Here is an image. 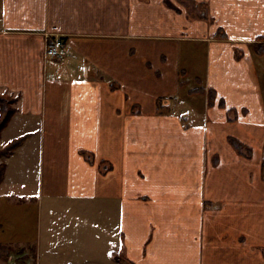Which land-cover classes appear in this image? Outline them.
<instances>
[{
	"label": "crops",
	"instance_id": "1",
	"mask_svg": "<svg viewBox=\"0 0 264 264\" xmlns=\"http://www.w3.org/2000/svg\"><path fill=\"white\" fill-rule=\"evenodd\" d=\"M0 95V245L264 264V0H0Z\"/></svg>",
	"mask_w": 264,
	"mask_h": 264
},
{
	"label": "trees",
	"instance_id": "2",
	"mask_svg": "<svg viewBox=\"0 0 264 264\" xmlns=\"http://www.w3.org/2000/svg\"><path fill=\"white\" fill-rule=\"evenodd\" d=\"M201 91H203V88H198V89L193 90V92H201ZM211 95L214 96V91L211 92ZM6 98H8V99H6ZM0 103H1V114H0V135H1V131L6 126V124L9 122V120H10V118H11L13 112H14V109H13V107L11 105L12 104V99L7 97V96L0 95ZM23 140H24V137H19V138L14 139L8 145V147H6L5 149H3L1 151V153L7 154V155L11 154L12 151L15 148H17L23 142ZM230 141L233 143V145L238 150H240V151L242 150L243 144H241L237 139L231 138ZM5 170H6V164L4 163L1 166V169H0V184L3 181L4 175H5ZM3 249L5 250L6 247L5 246H0V254L3 253V251H4ZM8 253H9V249H8L7 254Z\"/></svg>",
	"mask_w": 264,
	"mask_h": 264
},
{
	"label": "rangeland",
	"instance_id": "3",
	"mask_svg": "<svg viewBox=\"0 0 264 264\" xmlns=\"http://www.w3.org/2000/svg\"><path fill=\"white\" fill-rule=\"evenodd\" d=\"M200 10L197 11L198 14H201ZM6 99H8V98H6ZM2 150L3 149H0V169H1V166L5 163V161H4L5 156L10 155V154L7 155L4 153H1ZM0 246H3V245H0ZM5 247H6V249L7 248L9 249V253L7 254L8 249L7 250L3 249L4 250L3 253L0 254V257L3 261L6 260L7 262H9V264H36L37 263L35 247H28L26 249H19V247H17V248H14L13 251H12V248L7 247V246H5Z\"/></svg>",
	"mask_w": 264,
	"mask_h": 264
},
{
	"label": "built area",
	"instance_id": "4",
	"mask_svg": "<svg viewBox=\"0 0 264 264\" xmlns=\"http://www.w3.org/2000/svg\"><path fill=\"white\" fill-rule=\"evenodd\" d=\"M48 55L55 62H61L67 57V45L62 36L56 37L54 42L49 46Z\"/></svg>",
	"mask_w": 264,
	"mask_h": 264
}]
</instances>
